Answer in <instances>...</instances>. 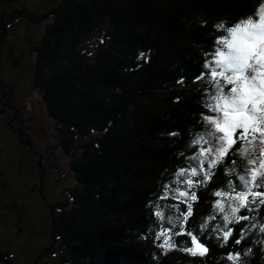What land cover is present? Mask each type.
I'll return each mask as SVG.
<instances>
[{
	"label": "trees",
	"instance_id": "1",
	"mask_svg": "<svg viewBox=\"0 0 264 264\" xmlns=\"http://www.w3.org/2000/svg\"><path fill=\"white\" fill-rule=\"evenodd\" d=\"M261 3L64 0L40 16L24 13L31 25L50 21L37 41L34 31L24 38L35 41L31 46L14 45L27 61L30 52L36 55L27 75L43 91L52 137L70 159L74 181L65 206L56 204L51 240L57 239L60 256L53 250L52 264H264V189L241 179L243 147L237 142L209 168L200 161L201 140L193 143L206 132L202 117L210 115L204 64L216 39L255 18ZM189 179L200 182L189 187ZM237 193L245 194L243 207ZM217 199L222 210L213 207ZM188 205L192 214L181 230ZM48 206L42 209L50 212ZM226 228L232 231L224 240ZM192 237L204 255L182 251ZM166 242L173 247L162 253ZM0 264H14L1 243Z\"/></svg>",
	"mask_w": 264,
	"mask_h": 264
},
{
	"label": "rangeland",
	"instance_id": "2",
	"mask_svg": "<svg viewBox=\"0 0 264 264\" xmlns=\"http://www.w3.org/2000/svg\"><path fill=\"white\" fill-rule=\"evenodd\" d=\"M62 1L64 0H0V17L5 14L9 15V21L4 19L2 22L7 27L8 34L0 45V83L11 81V79L8 80L7 78L10 74L16 78L17 76H15L14 72L20 69V67L15 68V62H12L7 57L9 56V51L14 58L24 56L21 55L19 50L7 46L8 43H12L11 39L15 36L14 31L16 26H22L24 29L22 33L16 35L18 37L17 40L24 45L30 46L35 41L29 42V40L26 41L24 38L27 39L28 35L34 31L35 33L37 32V41L45 30L47 23L50 22L49 20L36 21L35 25L37 26H35L31 25L32 21L29 17L26 20L17 17L13 21L11 18L12 14L23 12L32 16H40L50 7L59 5ZM18 14L15 16H19ZM253 19H258V17L255 15ZM17 20L18 23L16 22ZM20 20L23 21L22 24H19ZM1 28L2 26L0 25V37L2 33ZM226 36L227 32L224 33L223 37ZM218 46L223 47L215 43L213 54ZM213 54L207 62L209 68H205L207 73H210L211 68L214 67ZM205 78L208 79V84L212 88L210 96L214 95L216 90L212 86V77L210 74H206ZM29 79L28 75L23 77L18 76L13 84L8 85L14 86V89L18 88L20 96H15L16 101L12 104L14 108L6 107L4 116H8L7 120L0 115V243L11 251L14 264H25L26 262H28L26 264H32L35 254L31 250L36 248V246H33L34 242L43 241L40 237H44L45 235L44 233H39L38 230V226H45V214L48 211H44L43 209L48 204V207H53V203L56 202L64 203L65 206L67 201L66 191L74 187L73 176L69 167L70 159L56 148V142L52 137L54 133L51 128V122L44 113V107L39 103L40 99H37L43 94V91L41 89L36 91L37 94L31 96L33 100L27 97ZM216 82L220 84L222 89L228 87L222 83L220 78ZM208 103H211L209 99ZM2 110L0 107V114H2ZM209 113L210 115H215V112L209 111ZM17 128H20L24 134L20 136L14 134ZM205 130L204 138L199 143V146L202 143L204 149L207 148L210 151L205 153V158H201L200 161L203 160V164L209 165L213 155L211 149L215 141L212 137L208 136V132L212 131V126L206 124ZM252 136L253 134H249L245 139L237 141L243 147L241 151L246 162L245 172L242 177L247 183L251 181V183H248L249 187L255 188L256 186L254 185L259 184L264 189V168L260 167V160L264 159L260 155V149L264 145L260 143L259 132L255 134L256 139H253ZM27 140L32 143L33 150L22 147L23 145H27ZM39 158L43 161L41 166H45V168L47 166L44 170L45 174L42 177V194L45 199L41 197L37 188L39 175L36 171V165ZM249 160H252L251 164H249ZM54 167L57 169H52ZM252 169H256L258 172L255 179L251 175L250 170ZM32 175L34 178H32ZM27 176L30 177L29 180L24 178ZM52 185L55 186L49 189ZM51 190H53L52 196L49 195ZM261 196L264 203V194ZM15 210L20 217L17 216ZM42 213L43 217L41 216ZM25 224L30 225L32 229H36L34 231L29 230L27 226L25 227ZM262 229L264 231V226ZM29 239H31L30 241L33 244H28L27 241ZM24 243L28 245V248L20 249L21 247L18 245ZM166 244L171 245L170 242H166ZM51 257H47V263L41 264H52Z\"/></svg>",
	"mask_w": 264,
	"mask_h": 264
},
{
	"label": "snow or ice",
	"instance_id": "3",
	"mask_svg": "<svg viewBox=\"0 0 264 264\" xmlns=\"http://www.w3.org/2000/svg\"><path fill=\"white\" fill-rule=\"evenodd\" d=\"M258 19L248 17L242 19L231 27L226 28L227 36L218 37L216 39L217 47L213 54V65L210 76L212 77V86L215 88V94L209 97L211 103L206 104L209 111L215 112V115H204L202 119L205 123L212 126V131L208 132V136L212 137L215 144L211 151L213 155L208 167L211 168L216 164L230 148L236 145L238 140L245 139L249 134H253L252 138L256 139L255 134L259 132L261 145H264V3H261L256 11ZM217 29L223 28V24H218ZM204 68H209L206 62ZM220 78L227 88H221L216 81ZM203 137L193 140V143H199ZM250 143V142H249ZM210 149H201L200 157L205 158V153ZM261 157H264V147L260 149ZM249 164L252 160L248 161ZM260 167L264 168V159L260 160ZM251 175L255 179L258 174L256 169H252ZM183 172L181 169L177 175ZM190 175H196L195 169L190 171ZM209 173L203 175V181L209 180ZM243 180L244 178L241 177ZM200 181L185 180L184 183L192 187L194 183ZM251 183V181H248ZM179 191V196H188L189 200H195V194H188L185 191ZM217 196H225L227 193H215ZM238 206L245 205L244 193H237ZM255 196L256 193H253ZM217 210L223 209V204L219 199L213 205ZM231 212L235 214L237 207L229 205ZM159 217L160 212L153 213ZM192 214L191 205L182 212L180 221L181 230H183L184 220ZM236 218V217H233ZM225 224L228 223L229 217L223 216ZM246 219V217H239ZM207 221H205V224ZM201 227H205L204 224ZM232 230L226 228L221 236L227 240ZM161 232H157L156 236L160 237ZM192 236L191 233H188ZM165 241L167 237L165 236ZM191 247H185L182 251L189 255H204L205 248L192 237ZM162 253L173 247L170 244L159 245ZM232 259V257H230Z\"/></svg>",
	"mask_w": 264,
	"mask_h": 264
},
{
	"label": "flooded vegetation",
	"instance_id": "4",
	"mask_svg": "<svg viewBox=\"0 0 264 264\" xmlns=\"http://www.w3.org/2000/svg\"><path fill=\"white\" fill-rule=\"evenodd\" d=\"M18 13L12 14L11 18H12L13 21H15V18H17V17H21L24 20H26L27 15H25L23 12H21L19 14ZM16 14H18L19 16H15ZM8 17H9L8 14H5L4 16L0 17V25L2 26V28H1V30H2L1 32L2 33H1V37H0V45L2 44L3 40L6 38V36L8 34L7 27L4 24H2L4 19H6V21H9ZM16 22L18 23V20ZM22 22L23 21L20 20L19 24H22ZM18 27L19 26H16L15 31H14V35L15 36H13V38L11 39V41L13 43H8V45H7L8 47H11V48L13 47L15 50H17V46L14 45V43H18V40H17L18 37L16 36V35H19V33L17 32L18 31ZM8 55L9 56H7V57H9V59L12 62H15V64H16L15 68L16 67H20V69H18V70H16V72H14L15 76H17V77L18 76H22V77L26 76L29 73L30 68L32 70V68L34 66V60H35L34 58L36 56L34 53L32 54L30 52V54L28 56L29 57L28 61L25 58V54H21V55H24L22 57H15L14 58L12 53L9 51ZM6 61H7V59H6ZM7 69H8V67H7ZM9 76L7 78H8V80L11 79V81H5V83H0V93H1L0 94V107L3 109L2 110L3 112L0 115L3 116L5 118V120H7V117H8V116H4V114L6 113V107L14 108L12 106V104L16 101L15 96H18V97L20 96V90L18 88L14 89V86H12V87L8 86L10 84H13L15 82V80L17 79V77L14 78L12 76V74H10ZM31 78L32 77H30V79H29L30 82H29V90L27 92V97L30 98V100H33L31 98V96L32 95H36L37 94L36 91H39V88H35L34 82H33V80ZM37 99L38 100L40 99L39 103H40V105L43 106V103L41 102L42 101V95H40L39 98H37ZM44 113L46 114L45 110H44ZM15 120H16V118H15ZM14 134L20 136V135H22L24 133H22V130L20 128H17V130L14 131ZM56 148H58V150H60L57 145H56ZM32 150H33V148H32ZM42 162L43 161L39 158L38 161H37V165H36V171L38 172V175H39L38 176L39 179L37 178L38 179V184H37L38 192L41 195V197L44 198V195L42 194V183H43L42 177L45 174L44 170L47 168V166H46V168H45V166L44 167L41 166ZM43 164H45V163H43ZM32 178H34L33 175H32ZM54 186L55 185L50 186L49 189L50 188L52 189ZM52 192H53V190H51V192H49V195L52 196ZM56 204H57V202L53 203L54 206L50 208V212L46 213V216H45L46 218L44 220L45 226L42 227L39 230V233H44L45 235H44V237H40V239H43V241H39L37 244L34 243V245H33V246H36V248H33L31 250V252H33L35 254L34 259L32 260V264L47 263L48 262L47 261L48 260L47 257L52 256L51 257L52 259L54 257H56L55 254L52 252L53 250L55 252H58V254L60 253V251L58 250V244H57L58 241H57V239L56 240H51L52 238H54L53 237L52 226L55 223V220L57 219L58 215L60 214L59 213V208H58V206ZM29 240H31V239H29ZM27 242L30 245L33 244V243H31V241L30 242L27 241ZM18 246L21 247L20 249L28 248V245H24V244H19ZM13 249H15V248H13ZM35 250H36V252H35ZM59 256H60V254L58 255V257ZM52 259H50V260H52ZM26 263H28V262H26ZM20 264H23V263H20Z\"/></svg>",
	"mask_w": 264,
	"mask_h": 264
}]
</instances>
